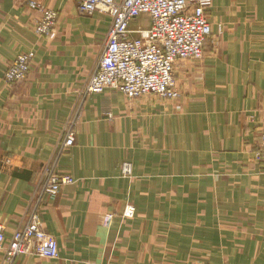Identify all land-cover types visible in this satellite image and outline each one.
<instances>
[{
	"label": "crops",
	"instance_id": "obj_1",
	"mask_svg": "<svg viewBox=\"0 0 264 264\" xmlns=\"http://www.w3.org/2000/svg\"><path fill=\"white\" fill-rule=\"evenodd\" d=\"M31 0H0V225L25 224L50 162L76 182L41 203L59 258L11 264H264V0H212L199 60L176 67L183 96L134 99L116 85L83 94L110 25L78 0L57 9L55 35L35 32ZM142 14L130 28H148ZM33 52L26 80L4 74ZM76 140L59 155L66 124ZM134 165L124 177V161ZM133 207L132 216L127 208ZM0 264L4 262L0 255Z\"/></svg>",
	"mask_w": 264,
	"mask_h": 264
},
{
	"label": "built area",
	"instance_id": "obj_2",
	"mask_svg": "<svg viewBox=\"0 0 264 264\" xmlns=\"http://www.w3.org/2000/svg\"><path fill=\"white\" fill-rule=\"evenodd\" d=\"M29 4L42 13L35 23V32L53 37L59 22L58 10L46 8L36 0ZM211 4L212 0H78L80 13L101 10L110 17L101 54L83 89L85 98L113 85L134 99L152 97L169 101L182 98L176 67L186 60L203 58L205 43L213 33V25L206 14ZM142 14L149 16L150 26L131 29L132 22ZM33 57V52L19 53L5 71V83L14 86L26 80ZM80 115L81 108L64 127L58 144L59 155L74 145L75 126ZM261 145L264 149V131ZM123 169L127 175L132 174L131 164L125 163ZM75 182L72 175L57 172L54 162L46 166L42 186L25 224L9 237L0 225V255L4 262L11 264L20 255L59 258L58 239L42 226L40 203L45 196L55 198L63 186ZM133 213V207L125 211L127 216Z\"/></svg>",
	"mask_w": 264,
	"mask_h": 264
},
{
	"label": "rangeland",
	"instance_id": "obj_3",
	"mask_svg": "<svg viewBox=\"0 0 264 264\" xmlns=\"http://www.w3.org/2000/svg\"><path fill=\"white\" fill-rule=\"evenodd\" d=\"M143 98H150V99H152L153 101H166V100H160V99H158V98H152V97H143ZM170 101H173V100H170ZM176 101H177V100H176ZM261 148H262V145H261ZM262 150L264 151L263 148H262ZM125 163H129V164H131V166H132V174H131V175H127V173L124 172L123 166H124ZM121 171H122V175H123L124 177H127V178L132 177V176H133V172H134V165H133V163L130 162V161H128V160L124 161V162L122 163V165H121ZM201 264H209L208 258H204V260H203V262H201Z\"/></svg>",
	"mask_w": 264,
	"mask_h": 264
}]
</instances>
